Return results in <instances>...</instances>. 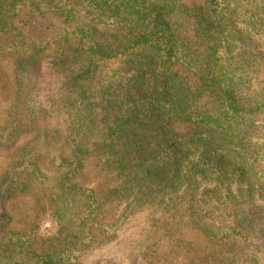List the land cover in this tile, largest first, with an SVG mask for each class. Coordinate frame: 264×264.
<instances>
[{
  "label": "trees",
  "instance_id": "1",
  "mask_svg": "<svg viewBox=\"0 0 264 264\" xmlns=\"http://www.w3.org/2000/svg\"><path fill=\"white\" fill-rule=\"evenodd\" d=\"M21 12L64 27L30 40ZM4 36L16 99L0 148L34 138L0 175V264H79L142 209L135 264L186 229L205 240L195 264H264V0H0ZM43 61L60 81L47 103L28 82ZM89 156L102 189L73 180ZM25 193L54 234L10 228Z\"/></svg>",
  "mask_w": 264,
  "mask_h": 264
},
{
  "label": "rangeland",
  "instance_id": "2",
  "mask_svg": "<svg viewBox=\"0 0 264 264\" xmlns=\"http://www.w3.org/2000/svg\"><path fill=\"white\" fill-rule=\"evenodd\" d=\"M186 5L201 4L203 0H182ZM14 23L22 30L26 38L35 41L56 34L64 24L61 19L52 14L30 17L21 12ZM17 38L13 36L0 37V125L8 120L9 110L15 103L16 93L14 86V62L16 53L10 46ZM177 68V66H176ZM180 69V67L178 68ZM28 82L36 83L39 91L38 100L48 102V96L60 93L59 74L54 72L49 61H43L38 68L28 74ZM34 133L20 135L9 148H0V175L17 156L21 147L33 140ZM98 166L93 156L85 158L82 172L73 180L83 186L102 189L99 182ZM5 209L11 216L10 228L13 231L29 228L36 224L34 231L38 237L45 239L56 232L50 214H37L35 197L31 193L17 195L5 204ZM121 208L110 210L114 216L121 213ZM146 209L131 213L121 224L115 237L110 242H105L94 247L79 258V264H135L138 253V239L142 225L146 221ZM109 219V214L106 215ZM179 241L165 239L159 246V264H195L199 257L205 253V240L196 231L186 229L178 236ZM135 252V253H134Z\"/></svg>",
  "mask_w": 264,
  "mask_h": 264
}]
</instances>
